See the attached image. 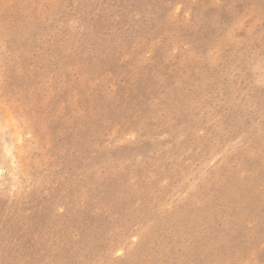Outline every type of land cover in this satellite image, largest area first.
<instances>
[{
    "label": "rangeland",
    "instance_id": "374dc122",
    "mask_svg": "<svg viewBox=\"0 0 264 264\" xmlns=\"http://www.w3.org/2000/svg\"><path fill=\"white\" fill-rule=\"evenodd\" d=\"M0 264H264V0H0Z\"/></svg>",
    "mask_w": 264,
    "mask_h": 264
}]
</instances>
